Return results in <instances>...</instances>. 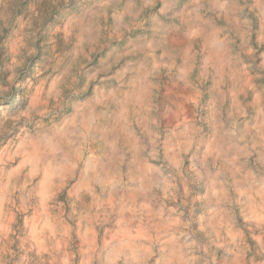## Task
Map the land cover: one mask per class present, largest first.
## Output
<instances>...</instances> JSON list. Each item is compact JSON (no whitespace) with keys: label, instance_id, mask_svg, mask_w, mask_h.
<instances>
[{"label":"clouds","instance_id":"clouds-1","mask_svg":"<svg viewBox=\"0 0 264 264\" xmlns=\"http://www.w3.org/2000/svg\"><path fill=\"white\" fill-rule=\"evenodd\" d=\"M0 264H264V0H0Z\"/></svg>","mask_w":264,"mask_h":264}]
</instances>
